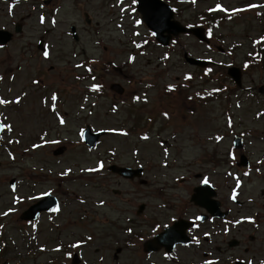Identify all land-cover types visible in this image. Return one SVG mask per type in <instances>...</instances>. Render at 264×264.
Segmentation results:
<instances>
[{
	"label": "rangeland",
	"instance_id": "374dc122",
	"mask_svg": "<svg viewBox=\"0 0 264 264\" xmlns=\"http://www.w3.org/2000/svg\"><path fill=\"white\" fill-rule=\"evenodd\" d=\"M163 1L178 8L175 19L183 25L210 26L202 13L218 4L220 13L240 15L211 26L207 45L181 35L165 49L140 22L133 0H53V22L39 0L3 8L1 27L20 17L24 22L21 35L0 49V99L7 101L0 104V123L7 126L0 140V264H71L73 253L81 264H147L135 252L138 244L129 246L134 242L127 240L125 219L132 214L124 207L164 200L159 193L165 186L176 194L183 187L188 201L203 174L230 212L226 223L214 221L204 262L264 264V71L243 68L255 53L253 41L264 43V0ZM142 42L148 44L139 53ZM184 54L214 65L204 76ZM229 66L240 68L241 88L226 75ZM113 83L124 88L123 95L110 91ZM93 84L99 92L90 91ZM145 94L142 115L152 117V135L138 143L143 131L131 129L142 119L135 108ZM86 126L109 133L88 149L80 136ZM234 132L245 143L235 161L228 158ZM158 136L170 145L167 168L161 167L166 159ZM60 146L66 152L53 156ZM239 154L248 158V169L237 168ZM98 159L130 167L138 161L145 181L111 180L101 176L105 170L95 174ZM46 193L56 198L55 210L41 213L34 224L21 221L20 214ZM146 223L139 217L136 225ZM92 233L98 234L94 240ZM87 236L89 243L70 249ZM232 240L238 245L230 248Z\"/></svg>",
	"mask_w": 264,
	"mask_h": 264
},
{
	"label": "flooded vegetation",
	"instance_id": "af4514ba",
	"mask_svg": "<svg viewBox=\"0 0 264 264\" xmlns=\"http://www.w3.org/2000/svg\"><path fill=\"white\" fill-rule=\"evenodd\" d=\"M44 1L45 0H39V4H41L42 9L48 8V11L43 12L48 15V22H50L53 14L52 9L48 6L53 0H47V5ZM25 3H27V0L19 2L0 0V15L4 12L3 8H6V10H13L15 7H22ZM40 14L45 16L44 13ZM23 22L24 18L20 17L19 22H12L7 27L0 26V30L12 32L17 26L22 29ZM19 35H21V33ZM145 109V107L137 109V118L142 119H140L141 122H138L136 126L147 132V141H150L151 139H149V136H151L152 133L149 130L152 126V122L149 112H147V115L145 116L142 115V113L146 112ZM138 141L142 142L140 139H138ZM167 146L170 148V145L167 144ZM243 149L240 151H243ZM236 152L237 151L231 150V153L233 154ZM110 165L112 164L107 165V167ZM107 167L106 171L101 175L102 177L108 179L112 177L113 179L119 181L122 180L121 178H117L116 176L110 174L107 171ZM160 168L161 167L157 166L156 169L158 170ZM102 172L103 170L100 174ZM143 173L146 174V171ZM200 176L201 175L196 177ZM182 182L184 181L181 180L180 183ZM197 187L198 185L192 187L193 189H191L188 201L186 194H183L185 193L183 187V191H179L178 188V192L176 194L172 193V191L176 190V188L165 186L164 188L160 187L162 190L159 193L160 195H164V200H161L156 204L142 203L138 206L133 204L131 206L124 207L125 210H128L129 214H132V218H130L128 223L131 225L130 228L134 227L133 230H128L127 240H132L134 242H128L130 243L129 246L132 244L135 246V243H137L138 246L135 252H139L138 254L141 256L143 255L148 260L147 264H206L204 261L208 257V252L211 251L213 246V239L215 237L214 228L216 226L214 221H216L217 218L209 217V215H207L201 207L191 202L194 189ZM220 207L222 211L227 212L226 217L222 219V223H226L230 217V212L223 209L221 202ZM139 217H143L144 220L148 221V224L136 225ZM201 217H204V221L202 222L199 221ZM119 230L123 231V229ZM165 231L167 232L164 235V239H158L157 237L161 236ZM95 237H98V234L92 233L93 240ZM104 237H106V233L104 234ZM87 239L91 240V236H88ZM148 241H150V252L145 251V243ZM228 246L233 248L230 246V243ZM200 257L201 261L198 262ZM233 263H235V260H233L232 264Z\"/></svg>",
	"mask_w": 264,
	"mask_h": 264
},
{
	"label": "water",
	"instance_id": "95a60500",
	"mask_svg": "<svg viewBox=\"0 0 264 264\" xmlns=\"http://www.w3.org/2000/svg\"><path fill=\"white\" fill-rule=\"evenodd\" d=\"M137 1V11L142 16V21L145 23L147 28L152 32L156 41L163 45L168 46L170 40L173 37L178 36L179 34H191L196 37L198 40L203 42H208L204 35V30L201 28H186L182 26L179 22L173 20V13L171 8L163 3L161 0H136ZM21 30L18 27L15 32L19 33ZM11 35L8 32L0 31V45H5L11 40ZM185 59L190 65H196L198 67H206L208 65L207 62H203L200 60L188 58L185 55ZM228 75L235 82L237 86H241V73L237 68H229L227 71ZM110 90L116 92L121 95L123 93V89L117 85H111ZM261 94H264V88L261 87L259 89ZM2 130H0L1 133ZM103 133L93 134L90 132V129L87 127L86 131L83 134L84 141L88 144L89 147H93L100 136ZM241 140L239 137H235L234 146L240 147ZM64 148H58L54 151V155H59L63 153ZM241 164L246 166V160L241 157ZM112 172L117 173L118 175L128 178L134 179L135 177H140V170L133 171L125 168H118L116 166H112L109 168ZM13 186V182L10 183ZM196 192V201L198 205L207 209V211L212 215H218V203L210 200L211 197L215 196L214 193H211L207 190V188H199L195 190ZM56 205V200L54 197L47 195L43 200L37 202L26 211H24L20 219L23 221H30L36 219L37 215L42 211H48ZM159 239H164V235L160 236ZM237 242H231L230 246H235ZM150 242L145 244L146 250L149 249ZM149 249V250H148ZM72 264H79L77 257H74L72 260ZM240 264V263H239Z\"/></svg>",
	"mask_w": 264,
	"mask_h": 264
},
{
	"label": "trees",
	"instance_id": "16d2710c",
	"mask_svg": "<svg viewBox=\"0 0 264 264\" xmlns=\"http://www.w3.org/2000/svg\"><path fill=\"white\" fill-rule=\"evenodd\" d=\"M202 19L207 20L210 25L208 27L212 28L213 26L217 27L221 23L228 22L231 19V16L204 11V13H202L201 20ZM246 65L247 69L258 68L259 70L264 71V45L257 46L256 52L253 54L252 58H249V60L246 62Z\"/></svg>",
	"mask_w": 264,
	"mask_h": 264
},
{
	"label": "snow or ice",
	"instance_id": "6c2138e0",
	"mask_svg": "<svg viewBox=\"0 0 264 264\" xmlns=\"http://www.w3.org/2000/svg\"><path fill=\"white\" fill-rule=\"evenodd\" d=\"M193 2H195V0H193ZM252 7H255V6H252ZM214 10H221V11H223V9L221 8V6H220L219 4L217 5V9H214ZM10 11H11V9H10ZM235 11H241V10H235ZM41 22H42V23L44 22V18H43V17L41 18ZM44 55L47 57V55H48L47 51H45ZM187 78H188V77H186V79H187ZM34 83H37V82L34 81ZM94 87H97V86H94ZM53 100H55V97H53ZM17 102H19V100H17ZM5 103H7V101L0 99V104H5ZM63 122H64V121L61 120V123H63ZM4 127H5L4 125H0V130H3ZM205 182H206V181H205ZM238 186H239V184H238ZM45 195H47V193H46ZM233 199H235V192L233 193ZM6 214H7V213H5V215H6ZM74 246H75V245H74Z\"/></svg>",
	"mask_w": 264,
	"mask_h": 264
}]
</instances>
